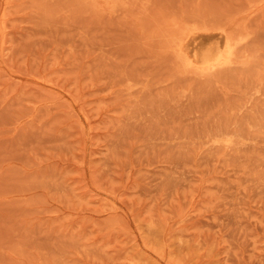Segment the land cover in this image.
I'll use <instances>...</instances> for the list:
<instances>
[{"label":"rangeland","instance_id":"obj_1","mask_svg":"<svg viewBox=\"0 0 264 264\" xmlns=\"http://www.w3.org/2000/svg\"><path fill=\"white\" fill-rule=\"evenodd\" d=\"M0 264H264V0H0Z\"/></svg>","mask_w":264,"mask_h":264}]
</instances>
